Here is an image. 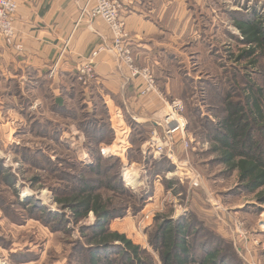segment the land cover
Masks as SVG:
<instances>
[{
  "label": "rangeland",
  "instance_id": "1",
  "mask_svg": "<svg viewBox=\"0 0 264 264\" xmlns=\"http://www.w3.org/2000/svg\"><path fill=\"white\" fill-rule=\"evenodd\" d=\"M217 1H219L218 13L215 17L204 11L196 17V28L199 32H195L197 34L195 38H191V35L195 34H192L191 30L187 41H176L177 44H173V48L181 49L183 55L172 50L171 55L174 56V63H171L169 57L171 55L167 57L168 63L165 65L169 70L175 71L171 74L174 75L177 72L187 70L190 71L189 75L196 79L202 77L200 71L204 72L205 70L196 68L195 64L187 60L191 52L189 43L193 39L199 40L204 37L213 46L219 48L230 45V47L236 48V53L244 48L225 34L230 31L236 36H240L237 29L232 27V22L226 16L224 10L227 13H258L264 17V0ZM121 2L124 4L123 0ZM123 9L124 12L126 8L123 6ZM77 25L80 24L77 23ZM201 26H204L205 29L200 30ZM190 27L193 28V25H189ZM0 36L8 47L18 51L23 50V46L17 43V31L11 44L6 41L1 33ZM129 36L135 65L140 69L148 67L153 71L156 89L143 95L144 82L141 79H131L126 82L125 91H128L129 87L133 88L134 83L139 82L138 94L143 97L155 95L161 104L156 119L140 123L149 126V134L139 146L140 153L136 151L137 147L135 145L138 143V141L136 143V139L139 136L134 137L136 131H133L131 127V123H139V119L132 113L133 109L130 104L125 105L117 100L113 107L106 103L105 97L107 98V96L104 97L100 88L101 85L95 65V61L99 56L92 66L94 70L92 73L93 78H87V76L82 78L81 76L79 68L86 61L76 69L79 74V83L84 87L93 83L96 84L107 107L108 123L113 131V138L110 142L100 146L101 155L105 158L116 157L121 160L122 180L129 189L137 194L141 192L150 194L145 207L139 214H129L124 218L113 220L109 226L110 230L126 235L133 244L146 250L153 260L160 264L158 254L150 245L156 218L167 215L171 219L178 220L193 213L206 222L209 227V234L220 236L222 240L231 243L238 257L245 264H264V206H260L261 211L256 213L257 209L254 208H259V205L255 200V195L244 193L232 195L229 193L238 186L237 174H224L222 166L212 163L214 155L209 154L211 144L201 136V132H203L201 122L197 121V118L193 117L192 112H190V108L198 107L203 113L201 117H209L211 120H215L213 113L208 111V107L209 104L216 106V103L211 99L203 103L199 99L201 94L198 90L194 91L195 93L191 98L171 99L169 93H165L164 88H162L165 85L163 83L164 79L167 81L166 76L161 75V72L156 71L152 65L142 66L138 64L134 56L133 40L130 34ZM102 46L104 45H99L95 50ZM68 48L69 43L66 42L64 47L60 49L56 61L50 66L49 71L41 76L45 77L47 81L45 83L46 89H43L42 92L39 93L36 89L27 88L29 78L27 77L25 83H23L21 82L23 75L13 80L18 83V87H14L12 82L8 83L7 87H0V161L5 169L19 178L17 188L20 192L19 201L21 203L36 200L41 202V205L47 210L58 215L62 214V211L55 203L53 193L47 187H42L41 184L31 188L30 183L32 176H41L43 181L48 184L55 182V180L50 179V176L46 175L41 168L27 165L23 161L22 153L19 150L27 148L33 151H43L53 161L63 157L61 155H64L63 153L66 150L61 145L55 144L50 138L39 137L30 130L36 123L45 124L50 121L53 123L51 129L56 128L54 125H57L60 136L59 141L70 148L77 162L86 167L93 164L92 156L87 149L86 135L78 127L79 121L84 119L80 116L87 113L83 110L84 106L81 105L80 101L73 103L70 101L71 99L66 98V104L78 117L76 122L66 117L70 113L60 112L54 106V99L62 95L60 88L63 77L61 67L66 60ZM111 48L112 44L110 48L105 47V51H112ZM89 58L90 56L86 60L88 61ZM186 60L189 63H186ZM246 64L248 63L244 62L240 66ZM54 68L57 71L50 76ZM29 71L26 72V76H32ZM128 77H131L130 72ZM252 80L264 89V75L253 73ZM57 81H60L59 87ZM169 81L171 82V79ZM8 92H11L9 96L6 95ZM175 105H179L180 109H174ZM171 111L176 112L177 119L185 126L183 132L179 129L173 134L170 147L174 152L173 159L157 155L156 148L153 145L165 142L164 117ZM116 127L122 129V132L117 133ZM35 130H37V127ZM132 140H135V142L133 143ZM120 141L123 142L120 143ZM163 161L170 162L174 169L162 170L165 171L163 174L154 177L150 172L151 169L149 170L150 166L153 165V162ZM128 168L135 171H130L127 180L124 172ZM195 178H198L200 185L198 187L194 185ZM0 199L4 200L5 205L11 207L12 211L10 215H7L0 207V264L81 263L82 258L79 257L81 251H76L77 247H81L79 240H82L79 227L90 226L94 223L95 218L92 213L79 226L71 225L70 234L67 235L62 232H52L35 218L24 217L23 211L13 204L15 197L8 187L0 185Z\"/></svg>",
  "mask_w": 264,
  "mask_h": 264
},
{
  "label": "trees",
  "instance_id": "2",
  "mask_svg": "<svg viewBox=\"0 0 264 264\" xmlns=\"http://www.w3.org/2000/svg\"><path fill=\"white\" fill-rule=\"evenodd\" d=\"M199 12L200 9L197 16ZM224 12L240 36L224 29L225 34L244 48L236 53V48L230 45L219 48L204 37L193 39L189 43L191 52L187 60L195 64L196 68L205 70L200 71L202 77L196 79L187 70L173 75L171 73H175L174 70L164 68L160 72L167 81L164 79L162 88L171 99L191 98L194 91L198 90L203 103L208 99L216 103V106L209 104L208 107L215 120L201 117L203 113L198 107L190 108V112L201 122V136L211 144L209 154L214 155L212 163L222 166L224 174H237L238 186L229 193L255 195L259 208L254 209L259 213L260 206H264V89L254 83L252 75H264V17L258 13ZM204 29V26L200 27V30ZM169 57L174 63V56ZM187 60L186 63H189ZM244 62L248 64L240 66ZM78 78L76 71L63 73L60 85L62 95L54 99V106L60 112L70 113L66 117L75 122L78 117L66 104V98L73 103L80 101L84 106L83 110L87 113L80 116L84 119L79 121L78 127L86 135L93 164L86 167L78 163L70 148L61 144L57 125L51 129L53 123L50 121L36 123L30 130L39 137L50 138L55 144L61 145L66 150L61 155L63 157L53 161L43 151L27 148L19 150L27 165L41 168L50 179L55 180L48 184L41 176H32L30 183L31 188L39 184L47 187L53 193L62 214L50 212L36 200L21 203L17 188L19 178L5 169L1 161L0 185L8 187L14 194L13 204L23 211L24 217L37 219L55 233L69 235L71 225L79 226L92 213L94 223L79 227L82 240H79L81 247H77L76 251H81L80 264H157L146 250L133 244L126 235L109 228L115 219L139 214L150 194H137L129 189L122 180L121 160L101 155L100 146L113 138L107 107L96 84L84 87ZM11 82L14 87H18L16 81ZM46 82L45 77L37 80L31 78L27 88L40 93L46 89ZM9 94L11 92L6 93L7 96ZM131 127L136 131L134 137L139 136L135 145L136 151L140 153L139 146L147 138L149 126L132 122ZM150 167L154 177L163 174L165 171L162 170L174 169L166 161L153 162ZM0 207L7 215L12 213L11 207L6 206L2 199ZM154 228L150 245L158 254L160 264H245L231 243L209 234L206 222L193 213L178 220L167 215L160 216L156 218Z\"/></svg>",
  "mask_w": 264,
  "mask_h": 264
},
{
  "label": "crops",
  "instance_id": "3",
  "mask_svg": "<svg viewBox=\"0 0 264 264\" xmlns=\"http://www.w3.org/2000/svg\"><path fill=\"white\" fill-rule=\"evenodd\" d=\"M15 1L19 5L15 17L17 43L23 46V50L8 47L0 36V87H7L20 75H23V83L27 77L34 80L41 78L56 61L66 42L69 48L61 67L62 74L76 71L99 45L111 47V33L101 19L77 25L79 7L86 0ZM123 1L126 8L123 17L133 40L134 56L138 64L152 65L158 72L167 68L165 64L172 50L183 55L181 49L173 48L176 41H187L191 30L192 34L199 32L196 28L197 11L200 9V12L215 17L219 4L217 0ZM189 25H193V28H189ZM196 33L191 38H195ZM95 65L100 88L104 97L107 96L106 103L114 107L118 100L132 105V113L139 123L158 117L161 104L157 96H140L139 82L125 91L129 72L121 67L112 51L102 52ZM28 70L34 78L26 76ZM57 82L59 87L60 81ZM116 129L122 132V129Z\"/></svg>",
  "mask_w": 264,
  "mask_h": 264
},
{
  "label": "built area",
  "instance_id": "4",
  "mask_svg": "<svg viewBox=\"0 0 264 264\" xmlns=\"http://www.w3.org/2000/svg\"><path fill=\"white\" fill-rule=\"evenodd\" d=\"M123 6L121 0H86L79 7L78 24L83 22L93 23L98 19L104 21L111 33L112 51L120 62L121 67L130 72L128 82L131 79H141L144 82L142 94H148L156 89V82L153 71L148 67L140 69L135 65V60L132 54L131 39L126 30L125 21L123 18ZM125 7V6H124ZM19 8L15 0H0V33L4 36L6 41L11 44L16 36L15 29V14ZM105 45L95 50L88 61L80 66V73L82 78H93V64L95 59L105 51ZM57 69L53 70L52 76ZM174 109H180L179 105H175ZM134 118V117H133ZM164 124L166 127V138L164 143L160 142L156 148L157 155L167 156L170 159L174 158V152L171 150V140L173 134L179 129L184 131L185 126L177 119L176 112H169L164 117ZM167 148V149H166ZM195 187L200 186L198 178H195Z\"/></svg>",
  "mask_w": 264,
  "mask_h": 264
},
{
  "label": "bare ground",
  "instance_id": "5",
  "mask_svg": "<svg viewBox=\"0 0 264 264\" xmlns=\"http://www.w3.org/2000/svg\"><path fill=\"white\" fill-rule=\"evenodd\" d=\"M130 171L134 172L135 170L134 169H131V168H128L126 169V171L124 172V176L125 178L128 180V177L130 176ZM264 218V217H263Z\"/></svg>",
  "mask_w": 264,
  "mask_h": 264
}]
</instances>
